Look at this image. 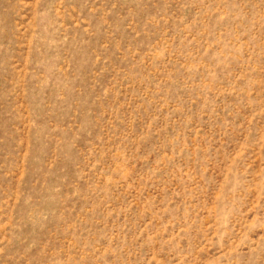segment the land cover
Returning a JSON list of instances; mask_svg holds the SVG:
<instances>
[{"label":"rangeland","instance_id":"374dc122","mask_svg":"<svg viewBox=\"0 0 264 264\" xmlns=\"http://www.w3.org/2000/svg\"><path fill=\"white\" fill-rule=\"evenodd\" d=\"M0 264H264V0H0Z\"/></svg>","mask_w":264,"mask_h":264}]
</instances>
